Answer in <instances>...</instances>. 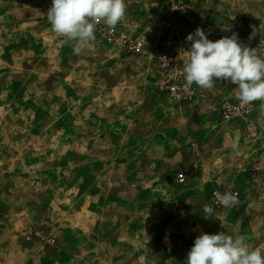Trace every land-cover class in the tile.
Instances as JSON below:
<instances>
[{"label": "rangeland", "instance_id": "rangeland-1", "mask_svg": "<svg viewBox=\"0 0 264 264\" xmlns=\"http://www.w3.org/2000/svg\"><path fill=\"white\" fill-rule=\"evenodd\" d=\"M126 3L115 30L101 22L77 55L47 22L52 0H0V264H186L201 233L264 249L261 101L238 120L223 116L238 101L229 81L189 102L162 94L165 10L147 25L137 0ZM222 24L256 48L264 0H189L172 30L181 41ZM233 190L236 208L213 203Z\"/></svg>", "mask_w": 264, "mask_h": 264}, {"label": "clouds", "instance_id": "clouds-1", "mask_svg": "<svg viewBox=\"0 0 264 264\" xmlns=\"http://www.w3.org/2000/svg\"><path fill=\"white\" fill-rule=\"evenodd\" d=\"M126 11V0H52L47 22L54 33L64 38L65 44H71L73 53L79 55L92 48L98 24L103 22L114 31L125 19ZM251 27L250 41L258 33L255 26ZM231 30V26L221 25V31ZM259 31L264 36V31ZM186 40L191 42L182 70L187 86L195 83L201 89L211 90L215 81H229L237 85L235 98L242 106L261 101L264 110V39L252 48L241 44L233 31L230 37L213 42L202 28H197ZM231 148L234 153L239 152V137L232 140ZM213 196V203L222 208L233 209L240 203L239 194L231 191H216ZM201 210L203 218L213 216L211 205L204 204ZM250 239L225 232L201 233L187 255L186 264H264V249L253 248L247 242Z\"/></svg>", "mask_w": 264, "mask_h": 264}, {"label": "built area", "instance_id": "built-area-1", "mask_svg": "<svg viewBox=\"0 0 264 264\" xmlns=\"http://www.w3.org/2000/svg\"><path fill=\"white\" fill-rule=\"evenodd\" d=\"M189 0H156L157 6L165 10V18L162 21L166 28L164 39L161 41L159 47L156 50L157 63L156 67L161 74V81L159 83V91L162 94L167 95L173 100L189 102L197 96V85L193 83L191 86H187L183 76V62L187 56V50L191 47V42L186 40V37L193 33L190 31L181 41L172 27L175 25L178 15L188 5ZM233 23H236V16ZM208 36V39L215 42L216 40L224 37L225 31H221L220 28L207 27L203 29ZM264 42V41H262ZM142 38L130 41L126 44L125 51L128 53H135L140 50L144 45ZM261 41L256 44V47L260 45ZM161 57L167 58L163 60ZM252 110V105L242 106L239 101L232 103L224 111V118L226 119H243L245 115ZM246 133L252 135L255 131L253 124H247ZM180 181H184V178H180ZM233 193L239 191L233 190Z\"/></svg>", "mask_w": 264, "mask_h": 264}, {"label": "crops", "instance_id": "crops-1", "mask_svg": "<svg viewBox=\"0 0 264 264\" xmlns=\"http://www.w3.org/2000/svg\"><path fill=\"white\" fill-rule=\"evenodd\" d=\"M151 1L152 0H137V5L139 7H141L142 12L144 11V13L142 14L143 18L141 17L140 19L143 21L147 17L146 18V20H147L146 24L148 23V20L152 18V14L156 11V7H157L156 2L155 1L151 2ZM145 6H146V8H145ZM152 9L155 11H153ZM150 10H152V11L150 12Z\"/></svg>", "mask_w": 264, "mask_h": 264}]
</instances>
